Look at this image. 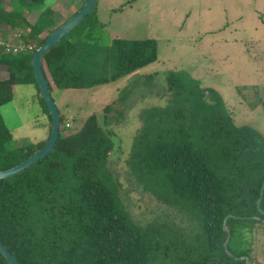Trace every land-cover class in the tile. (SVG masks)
<instances>
[{
    "label": "trees",
    "instance_id": "16d2710c",
    "mask_svg": "<svg viewBox=\"0 0 264 264\" xmlns=\"http://www.w3.org/2000/svg\"><path fill=\"white\" fill-rule=\"evenodd\" d=\"M2 4L0 0V33L4 28L21 30V42L32 49L6 53L0 48V68L7 74L3 78L0 73V107L11 101L13 85L35 82L31 55L54 30L41 37L42 22H28ZM52 15L51 10L44 14ZM88 44L63 36L42 55L50 92L111 82L157 58L155 39L115 38L111 73L87 78L78 61L85 54L93 57L96 49ZM146 78L152 85V77ZM186 83L172 74L164 87L168 103L141 111L128 168L135 182L168 208L188 211L205 228L215 226L206 233L216 234V239L208 236L199 253L206 247L221 251L226 215L245 217L228 218L230 224L252 221L249 216L260 214L256 200L264 180V136L249 125H236L215 92L208 89L212 102H207V89ZM112 105L103 108L104 121ZM49 119L51 126L50 115ZM46 140L17 145L0 114V171L26 159ZM112 151V141L96 114L73 128L66 127L60 115L52 151L0 179V243L20 264L156 263L163 237L171 231L167 223L142 226L132 219L117 194L118 178L106 166ZM105 171L117 180L115 188ZM259 207L264 209V192ZM0 264H8L1 255Z\"/></svg>",
    "mask_w": 264,
    "mask_h": 264
},
{
    "label": "rangeland",
    "instance_id": "374dc122",
    "mask_svg": "<svg viewBox=\"0 0 264 264\" xmlns=\"http://www.w3.org/2000/svg\"><path fill=\"white\" fill-rule=\"evenodd\" d=\"M86 1L3 0L2 5L20 12L28 22H42L40 36L44 37ZM49 10L53 15L44 16ZM18 31L4 28L0 34L14 44ZM66 35L96 49L93 57L85 54L78 61L87 78L111 73L115 38L156 40V60L135 73L89 88L52 89L50 94L64 124L72 128L96 114L113 145L106 166L118 178L117 194L136 223L192 224V214L168 208L130 173L127 158L141 126L139 116L147 107L168 103L165 83L178 74L188 82L186 86L198 83L207 89V102H212L208 89L215 92L236 125H249L264 136V0H97L93 12ZM0 73L7 76L4 67ZM149 75L152 85L146 78ZM113 102L104 121L103 108ZM46 109L35 82L19 83L13 85L12 99L1 105L0 114L16 144L22 145L47 139L50 119ZM107 176L115 188L117 180L109 172ZM259 226L264 234V223ZM262 257L264 261V240Z\"/></svg>",
    "mask_w": 264,
    "mask_h": 264
},
{
    "label": "flooded vegetation",
    "instance_id": "af4514ba",
    "mask_svg": "<svg viewBox=\"0 0 264 264\" xmlns=\"http://www.w3.org/2000/svg\"><path fill=\"white\" fill-rule=\"evenodd\" d=\"M259 211V215H252L249 218L257 221L254 223H222L221 230L224 233L222 239V249L199 253L204 242L208 243V236L211 240L216 239V234L206 233V228L198 222L197 218H192V224L171 223L166 228L173 232L165 233L163 241V252L156 258V263L150 264H263L262 242L264 234L261 224L264 223V209ZM229 218L243 219V216L233 214ZM221 233V234H222ZM220 234V235H221ZM226 243V244H225ZM171 246H168V245ZM149 264V263H147Z\"/></svg>",
    "mask_w": 264,
    "mask_h": 264
},
{
    "label": "water",
    "instance_id": "95a60500",
    "mask_svg": "<svg viewBox=\"0 0 264 264\" xmlns=\"http://www.w3.org/2000/svg\"><path fill=\"white\" fill-rule=\"evenodd\" d=\"M31 2H36L39 0H27ZM97 0H87L83 6L74 13L66 22L52 31L50 34L47 35L44 42L32 53L30 64L34 73L35 82L40 90L42 99L47 107L51 118V126L50 132L47 140L43 144V146L37 150H35L30 156H28L23 161L19 162L18 164L0 171V179L11 177L22 170L26 169L33 163L37 162L39 159L47 156L53 149L56 140L58 138V132L60 128V115L56 108L55 103L52 100L46 78L42 72L41 68V57L42 55L47 52L49 49L54 47L59 40L68 34L86 15L90 13V11L95 7ZM264 192V180L261 184L259 190V196L256 200V207L259 211L262 212L260 209V202L263 197ZM264 214V213H263ZM231 217V215H226L223 224H225L226 220ZM226 244V243H225ZM0 255L4 258V260L8 264H20L8 251L7 249L0 243Z\"/></svg>",
    "mask_w": 264,
    "mask_h": 264
},
{
    "label": "built area",
    "instance_id": "2783aa9c",
    "mask_svg": "<svg viewBox=\"0 0 264 264\" xmlns=\"http://www.w3.org/2000/svg\"><path fill=\"white\" fill-rule=\"evenodd\" d=\"M16 42L17 43H9L5 38H2L0 35V48L3 49L6 53H16L22 50L30 51L32 49L31 45H25L20 40V31L16 32ZM65 126L68 127L70 124L68 122L65 123Z\"/></svg>",
    "mask_w": 264,
    "mask_h": 264
}]
</instances>
